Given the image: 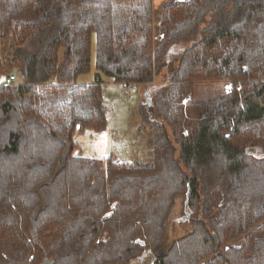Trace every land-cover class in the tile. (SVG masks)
Here are the masks:
<instances>
[{
	"label": "trees",
	"instance_id": "obj_1",
	"mask_svg": "<svg viewBox=\"0 0 264 264\" xmlns=\"http://www.w3.org/2000/svg\"><path fill=\"white\" fill-rule=\"evenodd\" d=\"M0 46L22 80L0 85V264H264V0H0ZM92 61L143 93L148 164L81 156L73 132L105 126Z\"/></svg>",
	"mask_w": 264,
	"mask_h": 264
},
{
	"label": "rangeland",
	"instance_id": "obj_2",
	"mask_svg": "<svg viewBox=\"0 0 264 264\" xmlns=\"http://www.w3.org/2000/svg\"><path fill=\"white\" fill-rule=\"evenodd\" d=\"M175 1L179 0H152L153 9L158 14L166 4ZM7 51L5 47L0 46L1 56ZM13 74L16 76L14 85L21 84L22 80L16 73ZM99 74L92 61L89 72L79 75L76 83L80 85L92 84ZM3 78V76L0 77V85L3 84ZM101 80L105 126L101 132L97 133L90 130L80 132L77 129L73 132L72 138L78 145L81 156L97 161L112 158L117 163L148 164L151 158L149 142L152 134L148 127L149 123L144 118L143 93L133 87L128 95H124L125 85L122 88L103 75H101ZM226 89V84L195 85L193 100L195 102L213 101L222 96ZM250 152L254 155H264V151L261 149H251ZM186 213L178 202L168 224L165 246H170L175 240L190 232V226L185 218ZM142 260V262L139 260L132 264H153V259L150 256H145Z\"/></svg>",
	"mask_w": 264,
	"mask_h": 264
},
{
	"label": "built area",
	"instance_id": "obj_3",
	"mask_svg": "<svg viewBox=\"0 0 264 264\" xmlns=\"http://www.w3.org/2000/svg\"><path fill=\"white\" fill-rule=\"evenodd\" d=\"M14 82H15V77L14 75H9V76H6L3 78V84L1 85H4V86H13L14 85ZM132 91V88L130 86H126L125 89H124V95H128L129 92Z\"/></svg>",
	"mask_w": 264,
	"mask_h": 264
},
{
	"label": "water",
	"instance_id": "obj_4",
	"mask_svg": "<svg viewBox=\"0 0 264 264\" xmlns=\"http://www.w3.org/2000/svg\"><path fill=\"white\" fill-rule=\"evenodd\" d=\"M189 217V215H185V218H188Z\"/></svg>",
	"mask_w": 264,
	"mask_h": 264
},
{
	"label": "crops",
	"instance_id": "obj_5",
	"mask_svg": "<svg viewBox=\"0 0 264 264\" xmlns=\"http://www.w3.org/2000/svg\"><path fill=\"white\" fill-rule=\"evenodd\" d=\"M256 156L261 157V156H263V155H256Z\"/></svg>",
	"mask_w": 264,
	"mask_h": 264
}]
</instances>
